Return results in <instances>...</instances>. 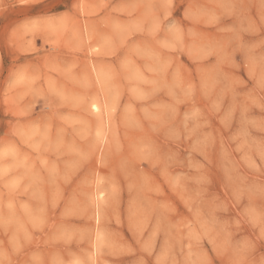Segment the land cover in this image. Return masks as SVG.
Returning <instances> with one entry per match:
<instances>
[{
    "label": "rangeland",
    "instance_id": "1",
    "mask_svg": "<svg viewBox=\"0 0 264 264\" xmlns=\"http://www.w3.org/2000/svg\"><path fill=\"white\" fill-rule=\"evenodd\" d=\"M0 264H264V0H0Z\"/></svg>",
    "mask_w": 264,
    "mask_h": 264
},
{
    "label": "bare ground",
    "instance_id": "2",
    "mask_svg": "<svg viewBox=\"0 0 264 264\" xmlns=\"http://www.w3.org/2000/svg\"><path fill=\"white\" fill-rule=\"evenodd\" d=\"M94 109L97 111V110H99V109H101V108H99V106L98 105H94ZM99 198V197H98ZM97 198V199H98Z\"/></svg>",
    "mask_w": 264,
    "mask_h": 264
}]
</instances>
